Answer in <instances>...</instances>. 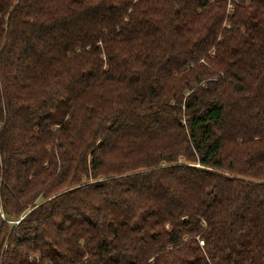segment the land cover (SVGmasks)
I'll return each mask as SVG.
<instances>
[{"label": "trees", "instance_id": "obj_1", "mask_svg": "<svg viewBox=\"0 0 264 264\" xmlns=\"http://www.w3.org/2000/svg\"><path fill=\"white\" fill-rule=\"evenodd\" d=\"M0 264H264V0H0Z\"/></svg>", "mask_w": 264, "mask_h": 264}, {"label": "rangeland", "instance_id": "obj_2", "mask_svg": "<svg viewBox=\"0 0 264 264\" xmlns=\"http://www.w3.org/2000/svg\"><path fill=\"white\" fill-rule=\"evenodd\" d=\"M197 240H198V238H196ZM199 241H201V240H198V243H199ZM199 245H200V243H199ZM201 247H203V245H200Z\"/></svg>", "mask_w": 264, "mask_h": 264}, {"label": "built area", "instance_id": "obj_3", "mask_svg": "<svg viewBox=\"0 0 264 264\" xmlns=\"http://www.w3.org/2000/svg\"><path fill=\"white\" fill-rule=\"evenodd\" d=\"M200 245H203V242L202 241H199Z\"/></svg>", "mask_w": 264, "mask_h": 264}]
</instances>
